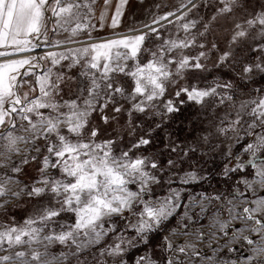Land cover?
I'll list each match as a JSON object with an SVG mask.
<instances>
[{
    "label": "snow or ice",
    "instance_id": "snow-or-ice-1",
    "mask_svg": "<svg viewBox=\"0 0 264 264\" xmlns=\"http://www.w3.org/2000/svg\"><path fill=\"white\" fill-rule=\"evenodd\" d=\"M110 3L103 0L97 15L98 0H0V264H128L141 246L148 250L133 264H264V89L187 82L219 51L215 37L207 43L217 27L228 34L217 66L236 62L240 48L257 54L243 64L241 81L264 74V0H181L140 34L24 55L41 44L77 43L81 33L91 38L105 26ZM126 4L119 0L110 28L119 26ZM201 7L212 9L207 19L189 18ZM161 21L176 24L175 38L161 37ZM150 35L160 41L154 48L145 47ZM192 47L201 51L191 56L185 50ZM185 104L199 108L202 127L186 142L168 138L175 158L166 165L140 151L155 129L124 143V129L135 137L141 127L134 114L159 117L160 128ZM216 151L229 161L223 178L249 166L252 178L187 202L181 188L154 195L165 173L169 185L206 180L180 166ZM32 165L35 175L26 181ZM23 200L36 204L18 221L9 213Z\"/></svg>",
    "mask_w": 264,
    "mask_h": 264
},
{
    "label": "rangeland",
    "instance_id": "rangeland-1",
    "mask_svg": "<svg viewBox=\"0 0 264 264\" xmlns=\"http://www.w3.org/2000/svg\"><path fill=\"white\" fill-rule=\"evenodd\" d=\"M184 2H186V0H184ZM197 2H199V0ZM118 3L119 0H111L110 5L108 6V19L105 22V26L102 29L97 26L96 29L92 30L91 38H89L85 33H81L80 35L75 37L77 43H65L63 47L60 48L52 47L51 44H41V47L39 48L51 49L50 51L59 52L63 51L64 48L82 47L85 44L95 43L100 41L101 39H113L123 36L140 34L141 30L144 28L143 26L145 24H151L154 18L165 15L170 11H176L181 3V0H127V4L123 8V15L120 18L119 26L116 29H112L108 25L111 22V17L115 12ZM102 5L103 0H98V4L96 6L97 15H99ZM211 12V8L201 7L198 11H194L193 13H191L189 18L204 17L205 19H207V17L211 15ZM93 23L97 24V21L93 20ZM162 25L163 27L160 28L161 37L168 38L169 36H172L173 38H175L177 32L176 24H169L168 22H165ZM180 35L183 36V33L181 32ZM214 37L219 51L211 52L208 59L202 61V63H205L207 66L206 71L195 70L189 72L187 74V82L197 83L200 87H205L211 84L214 80H219L221 82L230 80L237 88L243 89L245 92H249L254 88L264 89V74L254 75L253 79L249 83L241 81L239 77V73L242 69L243 64L253 62L257 54L251 51H245L243 49L236 48L234 50L236 62H225L224 64H220L219 66H217V58L219 54L227 50L228 48V34L222 27H217L216 32L208 36L207 43L209 44V46ZM49 38L50 40H64L65 34L53 36L52 33H49ZM159 42L160 41L156 39L155 35H150L145 41V47L154 48ZM39 48H37V50ZM199 51H201L199 47H192L185 50V52L191 56H196ZM45 53L41 55H44ZM31 55L37 54L33 53ZM146 59L147 56L144 55L142 57V61ZM127 85L130 89L131 82L127 81ZM199 111L200 110L197 106H194L192 104H185L181 107L179 113L180 118H184L178 121L179 116L174 115V113L170 118H167L165 122L162 123L160 128L155 127L157 123H160L159 117H152L149 119L144 117L142 114H134V123L140 124L141 127L137 129L135 137H129L127 135V130L124 129L122 132V134L124 135V143L127 144L130 142V140L135 139L140 135H146L150 129H155L151 132V136L149 137L152 140V145L150 144L140 151H142L145 155H154L158 157L159 163L161 165H166L167 160L170 157L175 158V154L170 153L165 147V145L169 142L168 138L170 137L172 140L177 142H186L191 140L202 127V125L200 124L201 117L198 115ZM126 121V113L120 114V125H124ZM95 122L101 123L98 116L95 117ZM112 127L117 126L112 125ZM109 131H111V128H109ZM233 151L239 152V146H236ZM226 163H229L228 159L222 155L221 151H216L204 156L197 154L191 160H186L180 167L183 171H189L193 167L197 168L200 171L201 175H206L208 178V176L213 172L221 175ZM232 163H234V161ZM35 168L36 165H32L26 169V181L29 177L35 175ZM252 172L253 170L249 166L246 167L245 172L233 173L231 174V177L229 179H226V183L228 182L227 186H230L229 190L225 189V186L220 183V187L208 193L213 194L217 192H231L233 186L235 185V182L240 179L241 176L247 175V177L251 179ZM180 174H182V172ZM168 175H170V173H165L161 184L154 186L155 196H166L168 194L169 187L181 188L182 197L184 201L187 202L190 195L195 196L198 193L205 192L206 188L208 187L204 183L205 180L189 185H180L178 182L169 185L168 183H166ZM241 188H243V185H241ZM260 194L264 195V193ZM35 204L36 201L23 200L20 202L18 207H14L10 210L9 215L15 216L18 221L22 220L33 211ZM172 223L174 224L175 221L173 220ZM160 235L162 234L160 233ZM159 241L160 239L155 238L152 239L150 243L154 247L159 243ZM56 250L58 251L59 248H57ZM147 250L148 249L144 246L132 249L129 253V256L127 257L128 264H133L134 259ZM157 255L159 256L160 254L157 253Z\"/></svg>",
    "mask_w": 264,
    "mask_h": 264
},
{
    "label": "trees",
    "instance_id": "trees-1",
    "mask_svg": "<svg viewBox=\"0 0 264 264\" xmlns=\"http://www.w3.org/2000/svg\"><path fill=\"white\" fill-rule=\"evenodd\" d=\"M179 113H180V111L174 114V115H176V116H179L178 121L181 120L182 118H184V117H181V118H180V114H179ZM180 126H181V124H180ZM151 145H152V143H151ZM226 181H227V180H226L225 178H223L222 175L213 172V173H212L211 175H209L208 178L204 181V183L208 186V187L206 188V190H205V189H204V190H205V192H207V193H208V192H211L212 190H214V189L220 187V183H221L223 186H225V189L229 190V187H230V186H227L228 182L226 183ZM155 238L160 239V238H161L160 233L155 234V235L153 236L152 239H155ZM152 239H151V240H152Z\"/></svg>",
    "mask_w": 264,
    "mask_h": 264
},
{
    "label": "bare ground",
    "instance_id": "bare-ground-1",
    "mask_svg": "<svg viewBox=\"0 0 264 264\" xmlns=\"http://www.w3.org/2000/svg\"><path fill=\"white\" fill-rule=\"evenodd\" d=\"M198 1V0H197ZM170 19H173L172 17H170ZM165 22H167V21H161V24H163V23H165ZM152 24V23H151ZM153 27H157L158 25H152ZM143 31H147V29H145V28H143L142 30H141V32H143ZM128 34V33H127ZM119 35H121V34H119ZM114 37H117V36H114ZM109 38H110V36H109ZM102 40V39H101ZM104 40V39H103ZM89 42V41H88ZM94 42V41H93ZM80 44V43H79ZM72 45V44H71ZM48 47V46H47ZM51 49H44V48H39L38 50L36 49L35 50V52H33V53H35V54H37V55H41V54H43V53H45V52H48V51H50ZM33 53H27V54H24V55H31V54H33Z\"/></svg>",
    "mask_w": 264,
    "mask_h": 264
},
{
    "label": "water",
    "instance_id": "water-1",
    "mask_svg": "<svg viewBox=\"0 0 264 264\" xmlns=\"http://www.w3.org/2000/svg\"><path fill=\"white\" fill-rule=\"evenodd\" d=\"M163 22V21H162Z\"/></svg>",
    "mask_w": 264,
    "mask_h": 264
}]
</instances>
